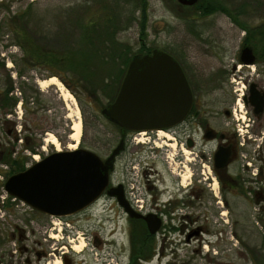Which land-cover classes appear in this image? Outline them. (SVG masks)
<instances>
[{
    "label": "flooded vegetation",
    "instance_id": "flooded-vegetation-1",
    "mask_svg": "<svg viewBox=\"0 0 264 264\" xmlns=\"http://www.w3.org/2000/svg\"><path fill=\"white\" fill-rule=\"evenodd\" d=\"M3 1L5 0H0V3ZM224 16L243 32L233 57L226 60L225 53L212 46V50L203 54L213 64L201 66L198 62L189 60L190 55L186 51L162 49L178 61L187 80L192 93L188 113L169 128L125 131L124 147L114 159L107 188L94 202L74 214L48 215L3 191L2 185L10 175L24 171L52 152L68 149L65 139H60L56 134L54 136L58 147L45 148L41 144L49 139L44 135L50 136L43 125L47 117L41 115V110L37 107H28L22 97L24 95L27 98L32 93V88H28L29 94L25 90L22 94L20 91L17 94V90L9 92L15 99L9 112V119L14 122L11 135L14 144L12 158L20 165L9 173V166L0 157L3 169V172L0 171V190L6 195L1 201V207L4 210L12 208L11 214L15 219L14 224L4 232L15 246V256L13 252L10 253L12 260L14 257L20 258L15 263L40 264L43 258L46 259L50 253L45 247L54 238L53 231H57L56 236L61 232V227L56 226L57 223L53 221L57 219L65 222L66 238L55 247L62 249L61 264H89L86 258L89 255L92 263L117 264L120 254L114 251L115 241L113 244L107 243L97 231L86 237L95 249L94 252H83V259L76 260L68 250L73 249V238L70 240L68 236L73 234V229L80 220L76 216L92 215L94 210L105 215L97 218L101 221L100 225L109 220L114 224L112 229H115L119 221L122 223L128 243L126 264L150 262L158 243L161 247L157 264L162 263V246L166 242L180 243L182 239L181 243L196 242L200 248L205 241V227L198 221V216L192 213L203 209L213 211L220 214L218 224L225 226L226 222L222 217L226 213L224 210L227 209L228 196L243 198L245 202L250 197L253 204L264 213V51H261L264 46L255 50L245 42L246 39L253 41L252 35L260 34L258 27L264 25V22L249 23L245 17L250 15L245 14ZM239 19L246 20L243 23L246 28H241L235 22ZM247 28L250 31L249 37ZM244 47H249L252 51L251 63L242 61L241 51ZM116 129L117 141L108 148L107 155L120 139V128L116 126ZM77 143L76 148L83 147L82 141L78 140ZM106 156L100 157L105 159ZM121 157L124 161L121 168L123 172L120 173L117 163ZM107 189L110 192L120 191L127 211L119 204L115 195L107 193ZM5 198L8 200L4 201ZM10 199L12 202H9ZM146 217L158 222L155 233H149ZM67 221H70L72 227L68 226ZM35 227L40 238L35 234ZM137 228L141 232L138 233ZM199 248L194 251L200 253ZM238 255H244L246 264H264V252L256 246L244 253L240 251ZM207 260L210 261L208 258ZM229 264L237 263L233 260Z\"/></svg>",
    "mask_w": 264,
    "mask_h": 264
},
{
    "label": "rangeland",
    "instance_id": "rangeland-1",
    "mask_svg": "<svg viewBox=\"0 0 264 264\" xmlns=\"http://www.w3.org/2000/svg\"><path fill=\"white\" fill-rule=\"evenodd\" d=\"M115 1L14 0L12 4H8V9L0 5V91L9 82L12 85L11 90L13 92L17 90L22 94L25 90L27 93L28 88H32V93L29 94L28 92L29 96L27 98L22 95L23 101L30 108L37 107V109H40L41 115L47 117V121L43 124L45 131L55 140L56 135L62 140L65 139L68 145L75 144L69 138V135L71 134L70 127L73 121L76 120L75 116H77L81 129L79 142L82 141L84 148L94 151L101 157L107 155L108 148L115 144L118 137L116 127L100 114L101 106L107 103L108 96H103L101 92H88L87 87L77 77V73L81 72L78 67H76L77 71L75 73L60 68L51 69L46 64H35L34 57L33 63H29L30 66L25 67L21 64L23 52L14 42L15 34L11 31L12 23L9 21L8 14L12 16L14 13H23L22 19L25 22L15 19L16 22L13 21L14 28L27 24L28 27L23 29V33H26L38 47L53 51V49L61 50L64 48L61 45V40L57 37L68 32L63 26L66 24L67 19L70 20L77 16L80 18L84 14H89V12H84L87 6L92 8V14L95 17H102L104 14L112 17L113 14H116L114 12ZM217 1L229 9L230 14L250 15L245 17L251 19H247L249 23L264 22V0ZM117 2L120 7L117 8V16L114 17L117 18L119 27L116 36L119 41L128 44L133 53L139 50L142 41L139 32V21L141 19V7H143L144 2H146V24L145 37L142 38V42L150 49L159 48L174 52L186 51V54L190 55L189 60L198 62L201 66H210L213 61L204 56L205 51L208 52L212 50V46H216L220 48V52L225 53L226 60L231 59L237 51L240 39L243 36V32L233 26L224 16V13L220 11L201 16L191 10L178 9L174 0H117ZM70 8H74L73 12ZM239 17L242 18V16ZM238 21L246 23V20L239 19ZM70 33L79 39L78 36L81 30L76 28ZM73 63H75L73 67L78 65L77 62ZM117 63L116 66H119L120 63ZM94 64L101 66L115 65L112 63ZM18 69L23 71L21 76L18 74ZM108 72H110V75L112 74L108 81L115 77L117 85H119L123 74L115 68L110 69ZM101 73L103 74V72ZM49 77H55L61 83V89L55 85H49L45 88L38 85L39 80ZM110 92H108V95L111 94ZM62 93H67L68 98H63ZM5 121L8 122L7 127L4 125ZM13 123V120L2 114L0 110V157L3 155L1 151L5 148L12 150L14 147L11 139ZM5 128L11 130L9 138H6L3 134ZM50 136L44 135L43 137L49 138ZM41 144L45 148L51 147L54 149L58 147L57 140L56 144L49 141L41 142ZM76 146H78V143ZM123 161L124 158L121 157L117 163V169L120 173L123 172L121 170ZM0 171L3 172L1 166ZM4 196H6L5 193L0 190V230L7 232L9 226L14 224L15 219L11 214L12 208L4 210L1 207ZM7 200L8 198H5L4 201ZM226 200L228 201L227 209L224 210L226 213L222 217L226 222L224 223L225 226L218 224L220 214L204 209L195 211L192 215L198 216V221L205 227L203 234L205 241H203L200 248L196 242L181 243L182 239L180 243L177 241L166 242L162 246L163 258L161 264H229L233 260L237 264H246L244 255L242 257L238 255L240 251L244 253L256 246L261 252H264V213L253 204L250 197L246 202L243 198L230 196ZM9 202H12V200L10 199ZM91 213L92 215L76 216L80 220L74 227L73 234L68 236L70 240L73 238L71 243L73 249L68 248L72 256L79 260L80 258L83 259L84 254L81 255L83 252L89 253L90 250L94 252L95 249L92 248L86 237H90L92 232L97 231L107 243L113 244V241H115V244H113L115 246L114 251L120 254L117 264H126L128 243L122 223L119 221L115 229H112L114 224L109 220L100 225L101 221L97 218L104 217L103 213L99 210H94ZM53 221L57 223L56 226L61 227V232L56 236L57 231H53L54 238L50 239L48 247H45V250L50 254L46 256V259L43 258L40 264H61L60 251L62 249L58 250L55 247H58L59 242L66 238L64 232L65 222L57 219H53ZM67 222H69L68 226L70 227V221ZM34 231L37 236L38 230L36 227ZM44 237L46 240L48 239L47 236ZM37 238L40 237L37 236ZM78 246L80 248L75 249ZM107 246L110 247V245ZM2 247L3 249L7 248L6 250L10 253L13 252L12 254L15 256V246L12 241L8 239L7 243L0 247V250ZM160 247L159 243L155 246L154 255L150 262L146 264H157ZM198 248L200 253H197V250L194 251ZM237 255L241 258L240 260ZM86 258L89 264H96L92 263L91 255L86 256ZM16 259L18 262L20 260L19 257H14L13 264H19L15 263ZM5 263L8 264L9 262L6 261ZM0 264L2 263L0 262Z\"/></svg>",
    "mask_w": 264,
    "mask_h": 264
},
{
    "label": "water",
    "instance_id": "water-1",
    "mask_svg": "<svg viewBox=\"0 0 264 264\" xmlns=\"http://www.w3.org/2000/svg\"><path fill=\"white\" fill-rule=\"evenodd\" d=\"M174 1L192 7L199 0ZM241 52L243 62L253 61L249 47ZM191 103L192 93L176 59L159 48L135 54L128 61L115 97L100 109L108 122L120 128V139L111 153L101 159L83 147L52 152L24 171L7 177L3 190L45 214H74L107 188L114 159L124 147L125 131L172 127L186 116ZM107 193L115 195L126 210L120 191L107 189ZM145 219L149 233H155L158 222L150 217Z\"/></svg>",
    "mask_w": 264,
    "mask_h": 264
},
{
    "label": "trees",
    "instance_id": "trees-1",
    "mask_svg": "<svg viewBox=\"0 0 264 264\" xmlns=\"http://www.w3.org/2000/svg\"><path fill=\"white\" fill-rule=\"evenodd\" d=\"M12 1L14 0H5L0 3V5L8 9V4H12ZM176 6L178 9L194 11L196 14L201 16H205L217 11H220L224 14L231 13L229 9L222 6L217 0H199L192 7H183L177 3ZM114 7V12L116 14H113L112 17L108 14H104L102 17H95V15L92 14V8L87 6L84 12H89V14H84L83 17L80 18L77 16L70 20L67 19L66 24L63 26H65V29L68 30L69 33L67 32L65 35H60L57 37L59 40H61V45L64 48L61 50L53 49V51L46 48L44 49L43 47H38L37 44H35L26 33H23V29L28 27L27 24L25 26L23 24V26L20 25L18 28H14L13 21L16 22L18 19L20 22H25V20L22 19L23 13H14L12 16L8 14L9 21L12 23L11 31L15 34L14 42L23 52L21 64H23L25 67L30 66L29 63H33L34 57L35 64H46V66L48 65V67L51 69L60 68L65 71H71L75 73V71H77L76 67H78L81 72L79 74L77 73V77L87 87L86 90L88 92H101L103 96H108L109 99H107V102L111 101L114 98L119 85H117L115 77L108 81V78H110L112 75H110V72L108 71H110L112 68H115V70H118L121 74H123L130 57L135 54H142L151 50L145 46L144 42H142V38L145 37L146 2H144L143 7H141V19L139 21V32L142 41L140 42L139 50L134 53L128 44H125L117 39L116 34L119 30V27L117 18H114L117 16V8L120 7V4L117 2V0L114 3ZM70 9H72L73 12L74 8ZM235 22L239 23L241 28H246V26H244V24L238 20H235ZM76 28L81 30V33L78 36L79 39L70 33V31ZM258 28L261 30V32L258 35H252L251 39H253V41H250L249 39L245 40V42L252 46L255 50L264 46V25H260ZM249 34L250 31L248 29V37ZM261 51H264V49ZM73 62H77L78 65L73 67L75 64ZM93 62L101 64L112 63L115 65L101 66L95 65ZM117 62L120 63L119 66H116L118 64ZM15 64L17 65L16 61ZM1 65L3 66V64ZM99 71L103 72V74ZM22 72L23 71L21 69H18L19 76L22 75ZM58 77L61 78L59 75ZM97 79H99V81H97ZM11 89L12 85L9 82L5 88L0 91V110L4 115L8 114L15 104V99L9 95ZM108 92L111 94L108 95ZM7 124L8 122L5 121V127H7ZM10 131L11 130L6 128L3 131V134H5L6 138L10 137ZM1 153L3 154L1 161L9 166V173H12L13 170L17 169L20 164L16 159L12 158V151L10 148H5L3 151H1ZM136 230L138 233L141 232L139 228ZM7 241L8 238L6 237V234L0 230V247L5 245ZM6 249L7 248L3 249L2 247L0 250V262L2 264H6L5 262L8 261V264H11L12 258L10 256V251L8 252Z\"/></svg>",
    "mask_w": 264,
    "mask_h": 264
},
{
    "label": "bare ground",
    "instance_id": "bare-ground-1",
    "mask_svg": "<svg viewBox=\"0 0 264 264\" xmlns=\"http://www.w3.org/2000/svg\"><path fill=\"white\" fill-rule=\"evenodd\" d=\"M37 83L41 88H45L49 85H55L59 89H61V83L55 77H49V78L44 79V80H39ZM62 96H63V98H68L67 93H62ZM75 117H76V120L73 121V123L70 127L71 134L69 135V138L75 142V144L68 145V149H71V150L76 148V144L79 140L80 130H81L78 117L77 116H75ZM48 141L51 142L52 144H56V140L52 136L49 137ZM79 248H80V246L75 247V249H79Z\"/></svg>",
    "mask_w": 264,
    "mask_h": 264
}]
</instances>
